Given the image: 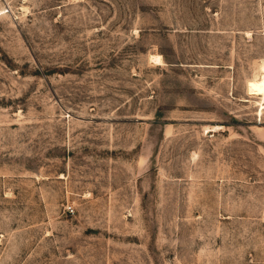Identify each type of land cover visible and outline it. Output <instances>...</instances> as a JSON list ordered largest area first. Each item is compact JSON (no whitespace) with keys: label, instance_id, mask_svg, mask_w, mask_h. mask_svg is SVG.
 <instances>
[{"label":"rangeland","instance_id":"rangeland-1","mask_svg":"<svg viewBox=\"0 0 264 264\" xmlns=\"http://www.w3.org/2000/svg\"><path fill=\"white\" fill-rule=\"evenodd\" d=\"M262 66L264 0H0V264H264Z\"/></svg>","mask_w":264,"mask_h":264},{"label":"bare ground","instance_id":"bare-ground-1","mask_svg":"<svg viewBox=\"0 0 264 264\" xmlns=\"http://www.w3.org/2000/svg\"><path fill=\"white\" fill-rule=\"evenodd\" d=\"M151 63H157L158 58L151 56ZM253 93L256 97H259L260 100H262V104L260 106V110L258 112V115H262V111L264 110V66L261 67L260 73L258 77L256 78L254 84H253ZM218 130V129H217Z\"/></svg>","mask_w":264,"mask_h":264}]
</instances>
